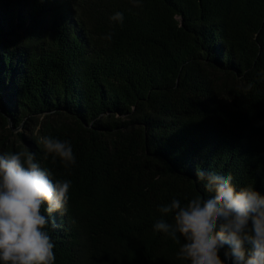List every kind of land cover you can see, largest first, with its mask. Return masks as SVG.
Listing matches in <instances>:
<instances>
[{
  "label": "trees",
  "instance_id": "trees-1",
  "mask_svg": "<svg viewBox=\"0 0 264 264\" xmlns=\"http://www.w3.org/2000/svg\"><path fill=\"white\" fill-rule=\"evenodd\" d=\"M0 106V153L72 182L54 264H190L152 225L197 169L264 194V0H0Z\"/></svg>",
  "mask_w": 264,
  "mask_h": 264
},
{
  "label": "clouds",
  "instance_id": "clouds-1",
  "mask_svg": "<svg viewBox=\"0 0 264 264\" xmlns=\"http://www.w3.org/2000/svg\"><path fill=\"white\" fill-rule=\"evenodd\" d=\"M133 3L140 6V0ZM109 20L123 23L124 14L117 11ZM112 36L102 39L111 41ZM39 143L53 161L58 157L66 168L76 163L69 141L43 136ZM196 178L212 195H196L184 204L173 198L160 205L162 217L153 231L180 245L177 258L190 264H226L228 258L233 264H264V194L252 186L237 189L231 173L197 169ZM71 183L54 180L31 152L0 153V264H54L49 229L57 227L53 213L67 212ZM169 215L171 222L164 218Z\"/></svg>",
  "mask_w": 264,
  "mask_h": 264
},
{
  "label": "water",
  "instance_id": "water-1",
  "mask_svg": "<svg viewBox=\"0 0 264 264\" xmlns=\"http://www.w3.org/2000/svg\"><path fill=\"white\" fill-rule=\"evenodd\" d=\"M0 112H1L3 115H5V113H4V111L2 110L1 106H0ZM8 123H9V126H10V125H11V122H10L9 118H8ZM15 130H18V128H15Z\"/></svg>",
  "mask_w": 264,
  "mask_h": 264
},
{
  "label": "rangeland",
  "instance_id": "rangeland-1",
  "mask_svg": "<svg viewBox=\"0 0 264 264\" xmlns=\"http://www.w3.org/2000/svg\"><path fill=\"white\" fill-rule=\"evenodd\" d=\"M18 130H23V129L20 127V128H18ZM24 132L27 133L25 130H24Z\"/></svg>",
  "mask_w": 264,
  "mask_h": 264
}]
</instances>
